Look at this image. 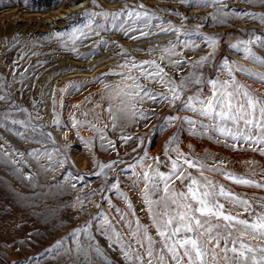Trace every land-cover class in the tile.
Returning a JSON list of instances; mask_svg holds the SVG:
<instances>
[{
	"label": "rangeland",
	"instance_id": "rangeland-1",
	"mask_svg": "<svg viewBox=\"0 0 264 264\" xmlns=\"http://www.w3.org/2000/svg\"><path fill=\"white\" fill-rule=\"evenodd\" d=\"M226 3L227 8L219 9L218 6L200 5L196 0L183 5L179 0H27V3L25 0H0V95L8 96L16 105L27 109L26 113L12 110V118H31V122L38 126L36 132L29 130L31 142H25L23 137L15 135L23 129L13 126L11 118L3 119L8 104L0 102V143H6L9 151L26 154L19 164L15 159L0 154V264H133L125 253L129 251V245L132 250L138 247L130 235V231L136 229V221L157 242L159 237L142 199L143 185L133 187L135 177L128 165L134 164L143 152H147L149 157L159 156L165 160V145L174 135L182 153L202 158L207 167L216 164L225 173L264 184V155L260 152L247 145L234 150L231 147L234 142L230 138L217 139L215 133H193L186 123L167 125L162 119L166 116L197 119L179 102L173 107L167 103L161 106L146 101L143 107L151 112V119L126 120L116 113L117 126L112 127V117L105 110L109 107L107 97L111 90L105 86L126 83L115 74L128 72L127 68L120 67L126 62H159L162 53L150 50L163 48L169 41H175V34H153L147 38L141 37L139 32L125 35L122 30L114 28L110 20L98 16L93 27L104 26L100 35L78 39L75 44L69 40L68 34L73 29L88 31L85 28L87 17L82 15L85 12L114 13L122 7L132 9L143 5L142 9L136 7V10H147L159 17L152 21L153 24L164 23L167 26L170 23L181 32L193 33L199 27L198 35L181 36V40L198 41L199 47L194 51L178 49L179 58L192 62L207 56L213 49L202 37L217 38L211 63L197 69L205 79L217 76L221 80L227 79V73L222 69L225 60L241 65L251 73L264 75V72L251 67L258 65L243 58V48L231 47L241 39L248 40L254 36L264 39V23L250 17L235 16L228 18L226 23H220L213 21L210 15L218 10L264 15V6L258 0L253 4L243 0H226ZM55 33L65 35L56 36ZM252 52L264 60L261 47L253 46ZM162 66L176 81L194 70L190 63L180 71ZM235 78L239 84L264 97V84L242 72H236ZM147 87L157 93L166 92L164 87L154 83ZM205 94H210L207 86ZM153 108L154 112L151 111ZM73 118L78 122L75 129L71 127ZM54 119L58 120L59 127L54 124ZM91 125L101 129L116 149L105 150L101 145L106 141H101L99 133L94 132ZM41 129L51 137L46 139ZM122 135H130L133 140L122 144ZM37 141L53 153L51 167L47 171L44 168L48 161H37L27 156L28 152L36 149L43 151L42 144ZM141 141L142 148L139 147ZM76 155L81 156V162H77ZM57 159L65 161L62 167L56 166ZM113 160L123 163L115 165L107 177L93 174L99 172L98 165ZM220 161L224 163L221 165ZM160 170L166 172L168 169L161 165ZM189 171L198 175L195 170ZM29 175L32 179H25ZM205 175L217 185L248 199L258 211L262 210L258 205L264 201V189L235 184L220 172ZM117 178L119 190L105 191ZM176 183L182 187L179 181ZM73 184L76 188L72 187ZM94 190L96 195L90 200L85 199ZM121 192L130 202V208L120 196ZM77 198L84 201L82 206L76 204ZM226 207L231 205L226 204ZM116 209L120 210L119 214ZM104 217L111 224V230L104 223ZM242 218L247 219L248 214L244 213ZM83 226H87V232L72 235L75 229ZM117 235L125 243H117ZM57 242H61V246L49 251Z\"/></svg>",
	"mask_w": 264,
	"mask_h": 264
},
{
	"label": "snow or ice",
	"instance_id": "snow-or-ice-1",
	"mask_svg": "<svg viewBox=\"0 0 264 264\" xmlns=\"http://www.w3.org/2000/svg\"><path fill=\"white\" fill-rule=\"evenodd\" d=\"M183 5L192 3V0H179ZM243 2L253 4L254 0H243ZM261 6H264V0H258ZM27 3V0H25ZM196 3L206 6H218L219 9L227 8L226 0H196ZM142 9L144 6H136ZM136 7L129 9L122 7L120 11L114 13L108 12H85L82 15L87 17L85 28L73 29L68 34L69 40L75 44L78 39H88L92 34L100 35L103 25L93 27V22L99 16L104 20H110L114 28H118L125 35L131 32H139L141 37L147 38L150 35H167L169 32L175 34V41L169 43L163 48H153L150 51H160L162 55L157 60L143 61L137 64L135 61L126 62L120 67L128 69L127 73H115L120 75L124 84L106 85L110 89L107 97L109 107L105 109L112 117V127L116 128L118 119L116 113H120L124 119L149 120L152 118L151 112L143 107L146 101L153 104L167 103L169 106H176L177 103L184 110L193 114L197 119L191 116H166L162 119L171 126L176 122L186 123L190 126L193 133L201 135L217 134L219 138H230L234 143L231 147L235 150L237 147L247 145L253 151H258L264 155V97L256 94L253 90L245 85L239 84L235 78L236 72H242L264 84V75L251 73L241 65L225 60L222 69L227 73V79L221 80L216 78H204V74L197 69L203 68L206 64L211 63L214 56V48L217 43L216 37H202V40L212 48L207 56H202L198 60L188 62L180 57L178 49H191L199 47V42L191 39L181 40V36L190 37L193 34H199V27L195 32H181L180 29L173 28L169 23L153 24V20L159 17L155 13H149L147 10L139 11ZM213 21L226 23L227 19L235 16L236 18L250 17L253 20L264 23V15H254L250 12H232L231 10H218L210 14ZM119 22V23H117ZM127 25V27H125ZM158 29L159 31H154ZM56 36H63L64 33H55ZM135 38V37H134ZM259 42V44H258ZM103 43V42H101ZM253 46H259L264 50V39L260 36L250 37L248 40H239L231 45L234 49L243 48L245 53L244 59L264 67V60L252 52ZM191 64L194 69L187 76L181 77L179 81L168 76L165 66H170L180 71L187 64ZM143 81V82H142ZM99 82V81H97ZM156 84L164 87L166 92L157 93L148 84ZM205 86L208 87L209 93L205 94ZM104 99L105 97H101ZM0 102L8 104L5 109L4 120H9L13 126H19L23 131L15 135L23 137L25 142H31L29 130L36 132L38 126L27 120H17L12 118L17 110L26 113L27 109L16 105L6 95H0ZM55 103V102H54ZM79 107V106H75ZM99 107V105H97ZM155 111V108L151 110ZM55 117V113H53ZM30 116V114H29ZM205 121H207L205 123ZM54 124L59 127L58 120L54 119ZM71 127H78V122L73 118ZM94 132L99 133L101 141H106L101 146L105 149H116V145L107 140L103 131L90 126ZM105 127H108L106 124ZM41 134L46 139L51 137L50 133ZM78 135V134H77ZM122 144H127L133 140L130 135L120 137ZM177 137L174 135L169 139L164 148L165 160L159 156L149 157L147 152L136 159L134 164L128 165L132 176L135 177L133 187L142 184V199L147 207L152 227L159 237L157 242L149 236L147 229L143 228L139 221H136V229L130 231V235L135 239L138 247L125 253L126 257L132 259L133 264H264V201H261L256 207L246 198L237 196L231 190L224 188L223 185H217L214 181L207 178L205 173L220 172L226 179L233 183L264 189V184L258 183L252 179L243 176H235L231 173H225L222 169L213 164L207 167L202 158L185 155L176 144ZM36 149L27 153V156L39 161L40 159L49 162L44 168L45 171L51 167L53 153L46 148ZM222 142H226L222 141ZM240 142H243L242 144ZM54 143V142H53ZM143 141L139 147L142 148ZM134 152L137 149H133ZM59 154V150H56ZM0 154L15 159V163L23 162L24 152L15 150L9 151L6 143H0ZM151 161V162H150ZM65 161L57 159L56 166L62 167ZM123 163L121 160H113L107 164L98 165L99 172L94 175H103L107 177L108 172L114 170V166ZM221 165L223 161L219 162ZM163 165L168 170L161 171ZM138 169V170H137ZM195 170L198 175H193L189 170ZM82 178V177H80ZM25 179L31 180L32 177L25 176ZM179 181L182 187L177 186ZM76 188V185H72ZM119 190V179L114 180L105 191ZM96 195L95 190L85 199L90 200L91 196ZM120 196L125 200L130 208V202L121 192ZM76 204L83 205L84 201L77 198ZM226 204L231 207H226ZM97 208L100 205H96ZM111 208V204H109ZM242 209V211H238ZM117 214L119 209L115 210ZM244 213L248 218H242ZM104 223L111 230V224L104 217ZM123 219V216H121ZM87 226L75 229L73 236L80 232H87ZM113 234L114 231H113ZM117 243H125L117 235ZM146 242V244H145ZM157 243L159 247H157ZM61 246L57 242L54 251Z\"/></svg>",
	"mask_w": 264,
	"mask_h": 264
},
{
	"label": "bare ground",
	"instance_id": "bare-ground-1",
	"mask_svg": "<svg viewBox=\"0 0 264 264\" xmlns=\"http://www.w3.org/2000/svg\"><path fill=\"white\" fill-rule=\"evenodd\" d=\"M251 67H253V68H255V69H257V70H259V71H261V72H264V69H263V68H260V67H258V66L251 65ZM80 157H81V156L76 155L77 162H81V158H80Z\"/></svg>",
	"mask_w": 264,
	"mask_h": 264
}]
</instances>
